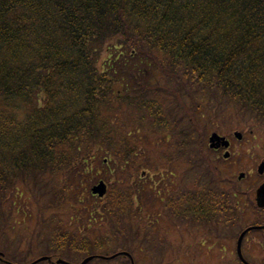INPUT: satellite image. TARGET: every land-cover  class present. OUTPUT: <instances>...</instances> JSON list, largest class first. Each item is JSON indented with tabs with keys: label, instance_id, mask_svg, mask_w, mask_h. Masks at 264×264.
I'll return each mask as SVG.
<instances>
[{
	"label": "trees",
	"instance_id": "obj_1",
	"mask_svg": "<svg viewBox=\"0 0 264 264\" xmlns=\"http://www.w3.org/2000/svg\"><path fill=\"white\" fill-rule=\"evenodd\" d=\"M249 121L264 127V0H0L4 258L79 263L125 250L138 264L135 249L149 245L165 255L156 224L138 221L155 202L141 173L164 163L180 171L185 162L183 185L163 199L170 222L191 219L207 235L234 238L244 211H261L256 186L227 175L207 137ZM151 136L155 157L139 148ZM107 172H123L133 185L111 188L105 199L91 194L94 209L74 221L83 229L71 232L55 218H38L32 231L16 227L22 189L42 214ZM88 264L132 261L120 255Z\"/></svg>",
	"mask_w": 264,
	"mask_h": 264
},
{
	"label": "rangeland",
	"instance_id": "obj_2",
	"mask_svg": "<svg viewBox=\"0 0 264 264\" xmlns=\"http://www.w3.org/2000/svg\"><path fill=\"white\" fill-rule=\"evenodd\" d=\"M253 124L254 122L252 123L251 121L242 122L240 126L233 127L229 134L218 130V132L223 135H230L234 143L232 148H230V151L232 152V159L230 160L231 163L226 165L227 168L228 166L232 165L231 168L233 170L229 171L225 167L226 160L224 159V168L222 166L221 167L225 172H227V175L229 176L236 175L237 177L240 172H245V185H248L247 182L253 181V177L255 175L258 176L257 168L264 158V127L255 126ZM215 125H217V123ZM251 126L254 127L252 128ZM251 130L253 131L252 136L249 134ZM212 131L213 130H210L207 140ZM235 131H241L243 133L244 136L242 140H238L234 137L233 133ZM156 142L157 141L155 138L151 136L148 140H146V146L139 144V148L142 150L147 147V154L151 155L154 153L152 156L155 157L156 154L154 150L157 148L158 144H156ZM190 151L194 152L193 150ZM222 154L223 152H220L219 155L222 156ZM219 159H222V157ZM238 159H240V161L243 163H236ZM184 166L185 162L182 163L180 171H175L172 169L173 164L170 165L168 163H164L156 170L147 167V169L143 170L145 172L141 173V176L145 177L147 181V187L154 190L152 197L155 202L149 203L147 201V205H145V211L139 214L140 219L138 221L142 223V218L145 217V223L152 221L156 224L155 231L158 232L159 241L165 243L167 246V251L164 252L165 250H163L162 252H164L165 255H162L161 251H158L156 246L149 245L150 248L144 246L147 248H144L145 250H143V247L141 246L142 249L137 248L134 251L138 258V264H239L238 260L236 259L235 239L224 237L223 239H220L214 235H207V231L204 232L201 227L192 226L193 222L191 219L189 221V226H181V224L175 225L168 219V214L164 208V201L162 199H166L167 195L178 190L179 187L183 185V180L180 179V173L181 170H184ZM121 173L117 177H113L109 174V172H107L105 181L107 183L108 190L113 188V191H116L118 187L125 189L124 186H126L127 183L133 185V181L128 180L124 175L122 176ZM262 177H264V175H262ZM98 182L99 179L95 180V182L89 185H86L85 187L88 186L89 191H87L85 194H78L72 199L65 200L63 205L50 208L47 211H43L42 214L38 210L37 204L33 201V198L30 196L29 192L21 188L23 191V196L14 197L16 204L14 221L18 222L16 227L19 229L30 228V231H32L37 228L38 218L47 220L55 218L53 221V223L55 222V225L59 220H64L65 225H68L70 230H72L71 232H74L76 228H79L80 230L83 229V223L78 222L79 224L75 226L74 221H76L78 217H82L84 215L83 213L86 212L85 208H90L91 210L94 209L92 205L95 202V198L92 197L90 190L91 187ZM89 199L91 200L92 204L85 207L88 205V203L90 204V202H88ZM103 199H105V197ZM239 201L241 203V207L244 208V200ZM138 203L146 204L145 197L139 196ZM97 210L100 213L102 212V209L99 206H97ZM145 223L143 222L142 224ZM118 224L119 221L117 225ZM106 227L107 223L105 222V228ZM252 241L253 238L251 239V242ZM43 250L44 249L41 248V251ZM251 257L254 261H256V263H261V260L263 259L262 256L258 255H252ZM84 258L85 257H82L78 259V261L81 262Z\"/></svg>",
	"mask_w": 264,
	"mask_h": 264
},
{
	"label": "flooded vegetation",
	"instance_id": "obj_3",
	"mask_svg": "<svg viewBox=\"0 0 264 264\" xmlns=\"http://www.w3.org/2000/svg\"><path fill=\"white\" fill-rule=\"evenodd\" d=\"M229 140L231 142L230 148H232L234 144L233 140L231 138H229ZM225 150H226L225 148L221 147L219 149H215L214 151L224 153ZM262 161L264 163V158L262 159ZM257 174H259L258 171ZM262 175H264V173L259 174L258 176L255 175L253 177L254 180L252 181V184L256 186V189H258L260 186L264 184V177H262ZM256 199H257V195H256ZM241 218H242L241 224L245 226V228L241 231V233L245 229L252 228L246 233L243 241L242 251L244 257L247 260L253 259L251 257L252 255L253 256L258 255L264 258V207L263 210L260 211V213H258L257 211L254 212V210H252V212L246 211L245 215L241 216ZM252 238L253 241L251 242ZM235 252H236V257H238V253L236 250Z\"/></svg>",
	"mask_w": 264,
	"mask_h": 264
},
{
	"label": "water",
	"instance_id": "obj_4",
	"mask_svg": "<svg viewBox=\"0 0 264 264\" xmlns=\"http://www.w3.org/2000/svg\"><path fill=\"white\" fill-rule=\"evenodd\" d=\"M235 135L239 138L242 137L241 133L240 132H236ZM210 143H211V147H220V146H225V147H228L229 146V141L226 140L225 137H221L219 136L217 133H213L210 137ZM229 156V153H226V157ZM259 172L260 173H263L264 172V163L261 164V166L259 167ZM244 174H241V177L243 176ZM92 191L94 194H98L99 196H104L105 193L107 192V185L104 181H100L99 184L93 186L92 188ZM257 202H258V205L260 207H264V184L262 186H260V188H258L257 190ZM250 229V228H249ZM247 229V230H249ZM246 231H244L239 240H238V245H237V248H238V253H239V256L240 258L243 260L244 263L246 264H250L248 263L243 255H242V240H243V237L244 235L246 234ZM121 254H124V255H130L128 252H119V253H116L112 256H99L101 258H115L117 257L118 255H121ZM4 257V253L0 251V259H3ZM96 256H89L87 258H85L84 260H82V262L78 263V264H88L90 261H92ZM45 260H48L50 262H54L52 260V258L50 256H42V257H39L38 259L34 260L33 262L31 263H28V264H37L39 262H42V261H45ZM55 264H73V263H70L62 258H59ZM132 264H135L134 263V260L132 259Z\"/></svg>",
	"mask_w": 264,
	"mask_h": 264
},
{
	"label": "bare ground",
	"instance_id": "obj_5",
	"mask_svg": "<svg viewBox=\"0 0 264 264\" xmlns=\"http://www.w3.org/2000/svg\"><path fill=\"white\" fill-rule=\"evenodd\" d=\"M241 226H242V229L236 234V236H234V238H232V239H235V240H236V244H235L236 247H237V245H238V240H239L241 234H242L244 231L247 230V229H245V230L241 233V231L245 228L244 225L241 224ZM248 231H249V230H247V232H248ZM247 232H246V233H247ZM245 235H246V234H245ZM245 235H244L243 240H242V246H243V241H244ZM237 238H238V239H237ZM237 251H238V248H237ZM242 255H243V251H242ZM251 260H253V259H251Z\"/></svg>",
	"mask_w": 264,
	"mask_h": 264
}]
</instances>
